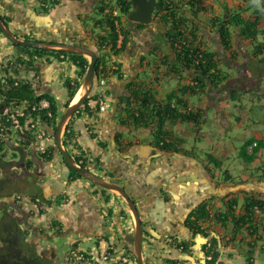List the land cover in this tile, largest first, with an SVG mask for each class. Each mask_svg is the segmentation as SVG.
Instances as JSON below:
<instances>
[{
  "label": "crops",
  "instance_id": "crops-1",
  "mask_svg": "<svg viewBox=\"0 0 264 264\" xmlns=\"http://www.w3.org/2000/svg\"><path fill=\"white\" fill-rule=\"evenodd\" d=\"M6 1L10 3V0ZM25 2L19 5V9L29 15L28 10L32 8L29 9ZM174 2L176 9L186 15L188 28L193 29L197 38H202L215 69L227 75L228 79L217 86L206 75L195 68H187L182 60L177 59L172 45L161 37L164 27L158 20L142 30L135 28L134 22H124L129 34L124 48L116 52L102 49L104 42L111 46V30L103 19L89 22L94 13L90 0H56L47 9L37 10V14L44 18L34 19V29H31L33 32L36 29L34 33L41 34L40 38L46 40L67 39L89 45L98 51L100 60L107 61L112 69L113 65L117 67L108 73L105 85H99L96 80L93 94L87 100L93 101L95 107H90L86 101L70 120L74 129L73 147L102 164L113 179L127 186L137 200L145 226L153 228L158 237L168 231L178 233L188 213L193 211L194 217L199 212L197 204L202 199L212 197L211 202L204 203L210 217L207 221L199 220V223L209 227L216 242L222 239L225 244L219 249V257L214 264H259V250L264 254V209L255 206L254 213L246 216L245 204L253 188L264 192V177L263 181L259 180L264 172V133L256 129V122H252L247 125L240 143H235L238 136L232 131L235 139L229 144L223 145L217 141L216 147L203 146L207 141L212 142L213 134L209 129L204 130L209 109H213L216 120L208 127L212 124L220 132L225 130L229 134L230 128L225 126L228 112L226 100L231 98L234 89L240 94L235 100L238 103L246 104V107L258 103L260 113L257 123L264 126V50L258 55L254 54L256 43L245 36L242 26L228 25L231 38L229 48L224 46L221 34L222 22L234 13L247 19L260 14L257 27L259 31L263 30L264 0ZM259 10L261 12L258 13ZM259 31L257 39L264 41V32ZM27 56L28 53L24 59L33 62L38 76L34 77L33 70L27 68L26 64H20L19 80L27 79L33 84L38 80L42 88L36 94L45 99L42 100L43 106L51 101L55 104L56 116L61 117L65 108L76 98L74 96L70 100L69 84L78 83L76 95L80 93L86 72H82L72 57L60 58L48 51L37 53L34 59ZM83 56L90 61L89 57ZM132 88L141 90L142 94H150L151 104L163 110L170 105L173 115L162 122L160 133L168 138L173 137L176 145L162 148L152 141L153 135L159 132V120L152 111L148 121L135 125H129L118 117V111L127 107L122 98L130 96ZM137 100V97H132L131 109L138 107ZM102 104L105 110L100 109ZM115 104L120 108L117 112L113 108ZM243 111L240 109L239 112L241 119ZM183 114L191 118L185 119ZM28 116L32 128L18 134L20 140L12 139V135L6 138L11 151L22 155L20 178L36 176L34 180L29 178L30 182H24L26 189H20V194L25 197L19 203L21 214L27 216L23 226L30 229L27 240L34 243L38 251L44 250V256L53 258L52 255H55L51 259L52 264H68L63 260L66 252L72 248H76L73 252L80 250L96 255L106 249L107 243L121 247L124 241L132 239L136 221L118 192L108 191L115 200L106 201L95 185L70 176L53 144L51 125L43 121L38 113ZM39 125L45 130L35 131ZM43 131L48 133L41 136ZM31 137L29 146L21 144ZM250 138L261 141L262 146L256 159L246 162L240 152L242 145ZM43 146L47 148L46 152L42 150ZM47 152H51L52 158H47ZM3 160L0 159V168L5 167L2 169L8 173L17 170L13 166L15 163ZM216 160H219V164ZM232 167L237 168L238 172H234ZM247 182L253 183L248 189H230L232 185ZM30 188L44 196L47 201L44 211H40L27 198ZM65 197L68 202L61 200ZM230 197H233L231 202L234 204L229 214ZM52 220L58 221L57 227L62 232L50 238L48 234L38 235L40 231H50L47 227ZM235 220H242L239 227L235 225ZM202 239L203 235L196 238L199 243ZM85 242H88V247L83 246ZM174 251L170 255L168 251L157 250L158 257L151 264H168L165 259L175 256ZM83 264L90 263L86 261ZM112 264H119L117 258L113 259Z\"/></svg>",
  "mask_w": 264,
  "mask_h": 264
},
{
  "label": "flooded vegetation",
  "instance_id": "flooded-vegetation-1",
  "mask_svg": "<svg viewBox=\"0 0 264 264\" xmlns=\"http://www.w3.org/2000/svg\"><path fill=\"white\" fill-rule=\"evenodd\" d=\"M25 1H27L28 5L30 6L29 9L32 8L31 10L37 14V10L32 6V4L34 3L37 4L43 10L53 5L56 0H32V1L31 0H10V3L9 1H6V0H0V21L3 24V26L6 28V30L11 33V36H7L4 33L3 28L0 26V44H1L0 45V75H1L0 77V103L1 105H3L7 99L5 92L7 88L9 87V85H11L10 78L12 77V79L15 80L13 82L14 84H17L19 82V68L21 65L20 64L16 65L14 63L15 60L17 59V57L24 56L25 54H27L23 52L22 50V47L25 45H22L21 43L17 41L26 40V39H36V40L41 39L39 36L41 34L34 33L36 29L33 32L35 18L32 17L31 15H27L26 12L22 13L19 9L20 7L19 5L22 3H26ZM78 1H85V0H78ZM90 1H91L90 7L92 8V12H95L96 13L95 15L98 16L99 18V19L96 18V20L97 19L104 20L105 18H107V15L104 12L105 8L110 6L112 3L116 2V0H90ZM154 22H155V18L153 20V23L150 25L144 24L145 25L144 27L138 28L137 23L134 22L135 23L134 26L135 28L142 30L149 26H152ZM28 47H30L29 48L30 51H34L33 49L37 48V47H31V46H28ZM53 53L55 56L59 57L58 55H56L57 54L56 52H53ZM28 55L30 56L29 53ZM17 66H18V72L14 73V69ZM30 70H33L34 77L38 76V74L35 72L36 70L35 65H33L30 68ZM32 86L35 89L36 93H37V90L39 91L42 88L40 87V83H38V80L36 83L34 84L32 83ZM42 100H45V99L43 98ZM42 100L40 101L41 104L38 107L33 102L32 103L30 102L20 103V102L12 101V102H9L8 104H4V106L1 107L2 110L0 112V126H1L0 134L1 133L3 134L0 136V141L2 142L3 139L8 138V136H11V135L15 136V135L21 134L24 130H28L32 128L30 121L27 120L29 119V116H27L25 119H23L22 117L24 116L25 111L29 108L33 109L35 115H36V112H35L36 110L48 109L49 110L48 114L52 116L53 114L52 113L53 110L51 107L52 102L48 101L46 102V106H43L44 104H42L43 103ZM113 108H114V105H113ZM118 108L119 106L116 105V109H115L116 112L118 111ZM123 109H125L126 111L127 107L126 108L123 107L121 110L119 108L120 111H118L119 112L118 117L120 119L122 118L124 122L128 123L129 125L131 124L135 125V124H139L143 122V120H138L136 117L128 115ZM29 114H32V112H30ZM55 115H57V113ZM57 119L58 120L56 124H53V120L51 118V123L49 124L51 125L53 129L52 130L53 132H51V135H53L54 137H55V132H56V128L60 120V117H57ZM71 122L73 121H70L67 123L65 127V134L66 133L74 134L73 133L74 129L72 127L73 124ZM35 129H36L35 131L45 130L43 129L42 126L40 127V125L38 127L36 126ZM161 136L163 135L160 132H158L156 135L154 134L152 137V141H154V143L158 145L159 147L168 148V146L165 145L162 139L160 140L159 137ZM168 141L170 142V146L172 144L173 146L176 145V140L173 137L168 138ZM13 153L11 152V157H8L6 159V153L3 155V153L0 152V159H4L3 161L5 162L12 161L13 163H15L13 164V166H16L17 168V170L15 171H9V173L6 172L5 169H2L5 167L0 168V208L1 210H3L4 214L8 213L12 217H14L17 221L18 226L21 228V226H23L25 221H27V216L26 214H23V215L21 214L19 203L20 201L25 199V197H23L22 194H20L21 193L20 189L21 188L26 189L27 188L25 187L26 183L24 184V182L25 181L30 182L29 178H32V180H34L36 176L34 177L28 176L26 178L22 175V177L26 179H21L20 178L21 175H19V173L22 174L20 172L22 155L20 154L19 158L17 156V158L14 159L12 157ZM75 157H76V160L80 162V157H78V155H75ZM64 165L69 171V175L72 177L75 176L74 171L76 170L68 168L67 164H64ZM79 165L82 167L88 168L89 170H91L93 173L97 175H104L109 180H114V181L117 180V179H113V176H111L110 173L107 172V170H105L104 166L100 164L99 162L95 161L92 157L87 162H82ZM263 177H264V172L262 171V174L259 180L263 181ZM79 178L85 179L81 175ZM85 180L88 181L87 179ZM88 182L92 184L90 181ZM123 185L127 188L125 184ZM30 189L31 190L27 192V198L33 204H35V206L40 211H44L45 210L44 204L47 203L44 196L41 195V193H34L33 188H30ZM103 190L107 198H109V196L111 195L109 194L108 190L106 189H103ZM249 192H250L249 197L251 196L253 199L259 200L263 205V207L260 209L261 210L264 209V192H262L261 190H257L256 187L253 188ZM61 199L63 201L68 202L66 200L67 197L61 198ZM232 199L233 197L232 198L230 197L228 200L229 201V204H228L229 214L231 213L232 206H233L231 202ZM211 201H212V197L202 199L200 203L197 204L196 206V208L199 207L197 210L199 211L198 212L199 215L194 214V217H195L194 218L192 215L193 211L189 212L188 215L183 219L182 227L179 228L178 233H172L168 231L162 235H159L158 237L155 230L153 228H151L153 229L151 230L150 227L147 228L143 221L144 238H143L142 256L146 264H151V262L154 261L155 258L158 257L156 255V252L159 249L163 251H168L169 252L168 254L170 255H172L173 253L172 250H175L174 251L175 256L167 257L165 259V261H167L168 264H214V263H217L219 252H220L219 249L221 247H224L225 244H223L222 239H221V242L220 241L216 242L214 235L212 234V232H210L209 227L208 226L204 227V225L199 223V220L201 221L202 219L203 220L205 219L204 221H207L206 220L207 218H203V217L201 218L199 216H201V211H202L203 206L206 205L205 207H207V204H204V203H209ZM201 205H202V208L200 207ZM50 222L48 223V227H47L49 230L53 227L52 223ZM198 234L200 236L203 235V239L201 243H199L198 240H196V238L199 236ZM50 237H53V235H50ZM135 243H136L135 233L133 235V238L124 241V243L121 244V247H118L115 244L107 243L108 246L106 247V250L109 253V258L106 262L101 261V257H100L101 250L100 252L97 253L98 255L97 254L93 255L92 253H88V252L85 253L83 251V256L80 259L73 258L71 256L72 250H69L68 252H66L65 258L68 264H73V262L77 264H83L86 261L87 263L89 262L90 264H112L114 258H117V261L119 264H130L132 262L134 264H138V260L136 257V244ZM31 245L33 246L34 251L38 255H40L43 259L47 260V262L52 263L51 259L55 258L54 257L55 255H52L53 258L52 257L50 258V256H44L43 255L45 252L44 250L38 251L37 249H35V244L34 245L31 244ZM92 256L94 258H92Z\"/></svg>",
  "mask_w": 264,
  "mask_h": 264
},
{
  "label": "trees",
  "instance_id": "trees-1",
  "mask_svg": "<svg viewBox=\"0 0 264 264\" xmlns=\"http://www.w3.org/2000/svg\"><path fill=\"white\" fill-rule=\"evenodd\" d=\"M116 4L120 6L121 12L124 15V19H126L124 22L126 23H132L128 19V13L131 10L132 3L131 0H116ZM178 7V5H177ZM261 12V10L258 11V13ZM154 18L155 20H158L160 24L164 27V30L161 32V37L164 38L166 41H168L173 49L175 56L178 60H182L184 65L187 66V68H195L203 75H206L211 81L214 86H217L218 84L222 83L223 81L227 80V75H224V73L218 69H215V66L213 62L211 61V57L208 54V52L205 49V44L202 40V38L195 36L196 34L193 33V29L188 28L187 26V17L182 11H179L176 9V3L174 0H157L156 7L154 10ZM261 15L257 14L253 19H247L242 17L240 14L234 13L231 14L229 17H226V19L222 22L221 26V34H222V40L223 44L226 48L230 47L231 44V38H230V30L228 25L235 24L242 26L243 32L246 37L252 39L256 44H254V54L258 55L264 50V41H260L257 39L258 34V25L260 23ZM122 23V28L125 34V41L123 46L120 49H114L115 48V41H116V32L114 27V22H112L111 19L107 21L109 24V29L111 30V45L113 48V51H119L124 48L126 44V39L128 37V29L126 28L125 23ZM138 28H142L145 25L143 23H137ZM264 32L263 30H260ZM259 31V32H260ZM30 47L23 46L22 50L23 52L29 53L30 58L35 57L37 53L48 51V52H56L60 58L62 57H72L73 61L76 62V64L80 67L82 72H86L88 67V60L80 54L75 53H66L65 51H49L45 49L35 48L34 51H30ZM63 55V56H62ZM103 62L102 60L98 59L96 69L99 67V64ZM16 65L18 64H26L25 66L27 68H31L33 65V62L27 59H24L22 56L17 57V59L14 62ZM18 72V66L15 67L14 73ZM15 80L10 78V84L7 88L5 94L7 96V99L4 104H8L9 102L16 101V102H30L35 103L38 106H40V101L43 99L42 96H37L36 91L32 86V83L27 79H21L17 84H14ZM79 87V84L76 85L69 84L70 89V100L74 98L77 89ZM130 96L123 97L122 99L126 102L127 106V114L136 117L138 120L148 121L149 115L152 113L153 116L157 115L159 120V132L161 131V127L163 125V121L165 118L170 117L173 115V110L168 105L165 107V109H161L159 106H155L151 104L149 101L151 99L150 94L148 93H141V90L139 89H131ZM240 94L234 89L231 92V98L233 100H236ZM132 97H137L138 101V107L135 109H131L133 106ZM70 102V101H69ZM0 103V112L1 107L4 106ZM152 105V106H151ZM53 114L50 116L48 109H39L36 110V114H40L42 116V120L46 123H51V118L53 120V124H56L57 122V116L55 115L56 112L54 111L56 109L55 104H51ZM51 110V111H52ZM150 111H152L150 113ZM34 113L32 108H29L25 111L23 119H25L29 113ZM35 115V113H34ZM36 116V115H35ZM183 118H191L188 114H183ZM1 128V126H0ZM3 135L2 133L0 136ZM163 136L159 137L160 140L165 143L166 146H170V142L168 141L167 135L162 133ZM33 137L29 138L27 141H22L21 144L24 146H29L31 143ZM73 134L72 133H66L64 137V144L67 146L73 145ZM255 142L254 138H250L246 143H244L241 147L240 156L242 159H244L246 162H253L256 157L257 153L260 150L262 146V142L258 141L257 145L253 147V149L250 150V145ZM5 138L3 141H0V152L5 149ZM53 144L56 145V140L53 137ZM75 147V146H74ZM23 151V150H22ZM47 158H50L52 155L51 152H47ZM45 153V154H47ZM17 156V153H13V158ZM52 158V157H51ZM216 162L219 164V160H216ZM75 176L80 177V174L77 171H74ZM234 204V202H233ZM232 204V205H233ZM231 205V206H232ZM247 211L246 216L249 215V213H254V207L257 206L259 208H262L263 205L259 200L253 199L251 196L248 198V203L245 204ZM203 218H209V213L203 206L201 211V216ZM242 220H235V225L239 227ZM197 225V223H196ZM264 225V223H263ZM237 228V227H236ZM237 231V229H235ZM235 231V232H236ZM0 264H46L48 263L47 260L43 259L40 255H38L34 249L33 246L26 241L23 232L21 228L18 226L17 221L14 217L9 215L8 213H1L0 214ZM76 248H72L73 251ZM71 256L72 252H71Z\"/></svg>",
  "mask_w": 264,
  "mask_h": 264
},
{
  "label": "water",
  "instance_id": "water-1",
  "mask_svg": "<svg viewBox=\"0 0 264 264\" xmlns=\"http://www.w3.org/2000/svg\"><path fill=\"white\" fill-rule=\"evenodd\" d=\"M131 3H132V7L128 13V19L131 22L143 23L145 25H150L153 23L154 10L157 3L156 0H131ZM28 12L29 15H31L35 19L41 20L44 18L43 16L36 14L32 10H28ZM0 26L3 28V31L7 36H11V33L6 30V28L3 26L1 21H0ZM17 42L25 46L37 47L40 49H47L51 51L54 50L65 51L66 53H75V54L90 56V61L81 87L80 97L74 104L68 105L65 108V111L62 113L60 120L58 122L55 132L56 151L59 153L62 162L64 164H67L68 168L76 170L82 177L90 181L92 185H95L98 191L100 192L101 196L106 201H112V200L114 201L115 197L114 195H112L109 196V198H107L103 189H106L108 191L118 192L121 198L126 202V205L128 206L129 210L133 213L136 221L135 244H136V257L138 260V264H146L142 256V247H143V238H144L143 220L140 214L141 212L138 207L136 198L127 190V188L123 184H120L117 180L115 181L109 180L104 175H97L88 168L80 166L78 161L75 159L74 155L64 144L63 133L67 123L81 109L86 99L93 94V89L95 87V82L97 79L96 65L99 59L98 51L93 49L89 45L70 42L67 39L46 40L41 38L39 40L36 39L18 40ZM114 109H116V104L114 105ZM252 184H253L252 182L238 183L232 185L230 189L232 191L248 189V187L251 186Z\"/></svg>",
  "mask_w": 264,
  "mask_h": 264
},
{
  "label": "rangeland",
  "instance_id": "rangeland-1",
  "mask_svg": "<svg viewBox=\"0 0 264 264\" xmlns=\"http://www.w3.org/2000/svg\"><path fill=\"white\" fill-rule=\"evenodd\" d=\"M32 6L36 10H38V11L40 10V6H38L37 4L34 3V4H32ZM95 14L96 13L94 12L91 15V20H89V22L93 23L94 19L98 18V16H96ZM22 57L24 58V56H22ZM87 57H89V59H90V56H87ZM0 77H1V75H0ZM142 77L145 78V76H142ZM107 100L110 102V99H107ZM226 101L228 102V112L226 115L227 122H225V126L230 128L228 130L229 134L227 135V132L225 130L223 132H220V129H217L216 127L214 128L212 124H210V127H208L209 123L216 120L213 109H209V111L207 113L209 116V119L207 120V125H206L207 127L204 128V130L209 129L211 131V133L213 134L211 136L212 142L209 143V141H207V144L204 145L203 148H211L212 146L216 147L217 145L215 143H217V141L222 142L223 145H225V143L229 144L230 141H233L235 139L234 138L235 135L233 136V134H231L232 131H233V133L236 132V134L238 136L235 143H240V141H241L240 138L242 135L245 134V129L247 128V125H251L252 122H256V125H255L256 129L261 130L262 133H264V126L262 124L257 123L258 122L257 120L259 118L258 116L260 113L259 109L257 107L258 106L257 102H254V104H248V106L246 107V104L243 103L244 105H242V104L238 103L237 101L232 100L231 98H228ZM240 109L244 110L242 113V119H241L240 113H239ZM238 121H240V123ZM246 134H248V133H246ZM13 138L20 140L19 136H17V135L12 136V139ZM202 140H205V139L202 138ZM5 142H6V139H5ZM6 145H7V148L4 151H2V153H3V155L6 153V159H7L8 157H11V152L13 153V151H11V149H10L11 147L8 145V143H6ZM10 145H11V143H10ZM11 146H13V145H11ZM17 155L19 156V153H17ZM229 156H230V154H229ZM232 169L234 170V172H236V173L238 172L237 168L232 167ZM1 213H3V210H1V208H0V214ZM50 223H52V226H53L50 229V231L49 232L40 231V232H38V235L40 234L41 236H46L48 234L47 236L50 238V235L56 236L62 232V230L58 229V227H57V225H58L57 220H52ZM21 230L23 232V235H24L26 241L31 244V242L27 240L29 238L30 229H26L24 226H21ZM33 236H34V234H33ZM33 245H34V243H33ZM0 246H1V243H0ZM83 246L88 247L89 246L88 242L83 243ZM75 251H77V250H75ZM259 251H260V253L258 254L259 264H264V254L261 252V249ZM72 255H73V251H72ZM63 256H64V254H62V257ZM73 258H75V256ZM63 261H66V258H64ZM46 264H52V263L48 262ZM73 264H77V263L73 262Z\"/></svg>",
  "mask_w": 264,
  "mask_h": 264
},
{
  "label": "built area",
  "instance_id": "built-area-1",
  "mask_svg": "<svg viewBox=\"0 0 264 264\" xmlns=\"http://www.w3.org/2000/svg\"><path fill=\"white\" fill-rule=\"evenodd\" d=\"M105 14L107 15V18H105V25L107 26V28L109 29V24L107 23V21H109V19L112 20V22H114V27H115V32H116V41H115V48L114 49H120L125 41V34L122 28V23L124 22V15L121 12V8L119 5L115 3H112L110 6L106 7L104 10ZM102 49L106 50V51H113L112 45L109 46L108 42H104L101 44ZM109 48V49H108ZM63 56V55H62ZM114 69H117L116 66L113 65ZM112 67L110 66V64L107 61H103L99 64V67L96 69V80L99 83V85H105L107 82V77H108V73L112 70ZM89 101V100H88ZM90 107H95V103L93 101L88 102ZM101 110H105V106L102 104L100 106ZM257 145V141L253 142L252 145H250V149H253L254 146ZM44 149V150H43ZM42 150L45 151L44 146L42 147ZM89 160V156L88 155H84L82 157H80V162L79 164H81L82 162H87ZM258 208V207H257ZM75 256V258H82L83 256V252L80 250L74 251L73 252V257ZM100 257H101V261L102 262H106L109 258V253L107 252V250H102L100 253ZM92 258H94L92 256Z\"/></svg>",
  "mask_w": 264,
  "mask_h": 264
},
{
  "label": "clouds",
  "instance_id": "clouds-1",
  "mask_svg": "<svg viewBox=\"0 0 264 264\" xmlns=\"http://www.w3.org/2000/svg\"><path fill=\"white\" fill-rule=\"evenodd\" d=\"M79 94H80V93H77V95H79ZM77 95L75 94V96H77ZM89 98H90V97H89ZM89 98H87L86 101H87ZM72 100H73V99H72ZM86 101H85V102H86ZM87 102H88V101H87ZM69 103H70V102H69ZM72 104H74V103H72ZM72 104H70V105H72ZM83 105H84V104H83ZM79 111H80V110H79ZM79 111H78L77 113H79ZM77 113H76V114H77ZM76 114H75V115H76ZM75 115H74V116H75ZM74 116H73V117H74ZM71 119H72V118H71ZM71 119H70V120H71ZM70 120H69V122H70ZM46 133H48V132H45V131L42 132L41 136H45ZM53 137H54V136H53ZM53 137H52V138H53ZM63 137H65V130H64ZM54 138H55V137H54ZM63 139H64V138H63ZM54 146H55V148H56V145H54ZM65 146H66V145H65ZM66 147L70 150V152L74 155V157H75V155H78V157H82V156L85 155V154L83 155L81 152L77 151V150L75 149V147H73V145H69V146L67 145ZM72 147H73V148H72ZM44 148H45V146H44ZM46 149H47V148H46ZM46 149H45L44 152H46ZM51 149H52V148H51ZM75 159H76V157H75ZM77 161H78V160H77ZM78 163H79V162H78Z\"/></svg>",
  "mask_w": 264,
  "mask_h": 264
},
{
  "label": "bare ground",
  "instance_id": "bare-ground-1",
  "mask_svg": "<svg viewBox=\"0 0 264 264\" xmlns=\"http://www.w3.org/2000/svg\"><path fill=\"white\" fill-rule=\"evenodd\" d=\"M80 97V94L76 96L75 100H74V103L79 99ZM89 250V249H88Z\"/></svg>",
  "mask_w": 264,
  "mask_h": 264
}]
</instances>
